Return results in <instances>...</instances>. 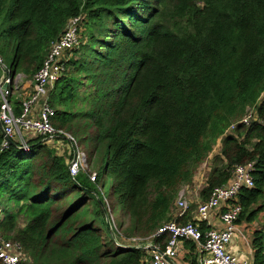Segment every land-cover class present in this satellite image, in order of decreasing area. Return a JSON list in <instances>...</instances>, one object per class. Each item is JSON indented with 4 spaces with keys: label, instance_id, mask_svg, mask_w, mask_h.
Returning a JSON list of instances; mask_svg holds the SVG:
<instances>
[{
    "label": "trees",
    "instance_id": "trees-1",
    "mask_svg": "<svg viewBox=\"0 0 264 264\" xmlns=\"http://www.w3.org/2000/svg\"><path fill=\"white\" fill-rule=\"evenodd\" d=\"M75 18L79 44L48 93L52 124L90 133L87 160L105 148V162L91 181L71 178L39 140L0 151V239L20 246L17 264H145L151 249L126 243L166 248L169 235L156 233L219 142L200 200L252 163L237 225L254 222L264 210V0H0L10 75L32 79ZM188 222L189 212L176 221ZM250 246V264H264L263 231Z\"/></svg>",
    "mask_w": 264,
    "mask_h": 264
},
{
    "label": "built area",
    "instance_id": "built-area-1",
    "mask_svg": "<svg viewBox=\"0 0 264 264\" xmlns=\"http://www.w3.org/2000/svg\"><path fill=\"white\" fill-rule=\"evenodd\" d=\"M78 23L79 19H71L61 36L50 44L41 67L31 79L30 92L19 101L18 114L14 111L12 99L25 77L21 74L11 76L0 56V123L3 136L0 151L7 150L13 144L17 149L28 152L29 142L39 140L64 158L71 178L84 172L87 167L86 154L78 149L77 140L71 134L53 126L55 111L49 104L48 93L64 71L65 56L79 44ZM255 116V109L249 108L240 123L247 126L255 120ZM233 129L234 125L229 131ZM252 171V163L236 166L227 185L215 188L206 201L197 203L195 222L179 225L172 220L159 228L157 236L168 234L170 237L162 252L150 244V239L133 238L127 243L137 247L142 242L148 244L144 248L151 249L154 256L145 264H172L184 241L192 242L201 255L197 264H249L247 260L234 255L230 247L238 232L237 220L242 211L238 196L241 190L254 187ZM95 176L90 180L94 181ZM176 206L177 218L183 217L189 209V203L182 193L178 194ZM213 213L221 228L209 226ZM201 223L206 225L205 230L201 229ZM22 259L18 244L0 239L1 264H17Z\"/></svg>",
    "mask_w": 264,
    "mask_h": 264
},
{
    "label": "rangeland",
    "instance_id": "rangeland-1",
    "mask_svg": "<svg viewBox=\"0 0 264 264\" xmlns=\"http://www.w3.org/2000/svg\"><path fill=\"white\" fill-rule=\"evenodd\" d=\"M10 61H11V56H9V58L4 62V65L7 67L10 64ZM23 81H25L24 84H26L27 80L25 79ZM26 92H27V90H24V89L19 90V94H20L21 99L25 97L26 94H24V93H26ZM15 96L16 95L14 94L13 98H15ZM87 135H86L87 139H85L84 135L80 136L78 139L76 138L77 144H78V149L80 151L84 152L86 154V157L88 156L87 153L89 154V151L91 150V144H92L91 134L88 133ZM82 139H85V140H82ZM33 141L34 140H32L30 142H33ZM218 151H219V148H218V150H215L214 152H212L210 157L198 168V170L195 174V179L193 178V180H194L193 186L195 187V189H194V192H191L190 197H192V198L195 197L196 200H199L198 197H199L200 193L197 194L196 189L202 188L204 181L207 178L206 176L208 175V169L210 170V167H211V163H212L211 159L214 157V155H216L218 153ZM104 162H105V148H101L94 153L91 161H90V159L87 160V167H85L84 172L81 174L86 175L89 179H92L93 176L96 175V173H100V175H101ZM102 180L104 183L103 195L106 197V199H110L109 198V189L111 186V180H109L106 177L105 178L103 177ZM195 198H193V201H195ZM111 214L114 217L118 216V213L115 211H113ZM255 230L264 232V210L257 215L254 222L250 223V225L248 224V230H244V226L241 227V231L247 235V236L245 235L247 240H250V238L251 239L253 238V232ZM116 241L118 243H123V241L120 239V236L116 237ZM240 241H241V239H240ZM126 244H129V243H126ZM147 245L148 244L146 242H144L143 245L140 244L139 246L140 247H145V246L147 247ZM150 252H151V250H150ZM149 253L147 254V257H149V255H150Z\"/></svg>",
    "mask_w": 264,
    "mask_h": 264
},
{
    "label": "crops",
    "instance_id": "crops-1",
    "mask_svg": "<svg viewBox=\"0 0 264 264\" xmlns=\"http://www.w3.org/2000/svg\"><path fill=\"white\" fill-rule=\"evenodd\" d=\"M26 80H27L26 84H24L25 81H23L22 84L19 86V90H22V89L27 90V92L24 93V94H28L30 92V90H31V79H26ZM19 90L16 92L15 98H17L20 101L21 97H20V94H19ZM219 144H220V142L214 147L213 152L215 150H218ZM208 172H209V169H208ZM194 179H195V176H194ZM205 183H206V179L204 181V184H203L202 188L201 189L200 188L196 189L197 194L200 193L201 190L204 188ZM193 185H194V180H193ZM193 185L191 187L184 186L179 191V193H182L184 195V197L186 198V200L188 201V203H189V209L186 212V214L188 212L190 213L191 222L192 221L195 222L196 206H197V203L201 201L199 197H198L199 200H196V198L193 197V198H195V201H193V198L190 197L191 192H194V189H195V187ZM191 207H193V209H191ZM190 209H191V211H190ZM174 213L175 214H174V216H172L173 217L172 220L177 221L178 219H180V218L176 217V215L178 213L177 206L175 208ZM200 225L206 227V225L204 223H201ZM209 226L212 227V228H215V229L221 228V225L219 223V220H218L217 216H215V213H213L211 215V217H210V225ZM242 226H244V230H248V224L244 223V224L238 225V232H237V234H236V236H235V238L233 240V243H232V245L230 247V251L234 255L238 256L239 258L247 260L249 262V264H250L251 258H252V250H251V246H250L251 238H250V240L246 239V237H245L246 234H244L241 231V227ZM239 238L241 239V241H240ZM187 243H191V244H187ZM180 247H181L180 253H179L178 257L175 260H173L172 264H197V261L199 260L201 255L195 250L192 242L184 241ZM191 247L193 248V250H191ZM149 254H150L149 257L147 259H145V262L147 260H149L152 256H154V255L151 254V252Z\"/></svg>",
    "mask_w": 264,
    "mask_h": 264
},
{
    "label": "water",
    "instance_id": "water-1",
    "mask_svg": "<svg viewBox=\"0 0 264 264\" xmlns=\"http://www.w3.org/2000/svg\"><path fill=\"white\" fill-rule=\"evenodd\" d=\"M0 131L2 132V126H1V123H0ZM142 248H144V247H142Z\"/></svg>",
    "mask_w": 264,
    "mask_h": 264
}]
</instances>
